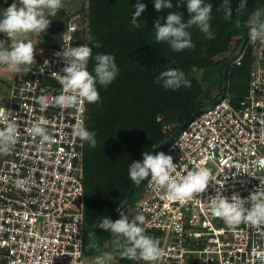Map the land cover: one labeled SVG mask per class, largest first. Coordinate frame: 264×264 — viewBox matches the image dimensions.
<instances>
[{
	"label": "built area",
	"instance_id": "obj_1",
	"mask_svg": "<svg viewBox=\"0 0 264 264\" xmlns=\"http://www.w3.org/2000/svg\"><path fill=\"white\" fill-rule=\"evenodd\" d=\"M67 20L53 35L58 45L34 46L31 69L23 76L15 73L0 95V107L11 110L20 125L14 151L0 155V264H84L86 260L84 142L71 136L78 119L85 123L86 110L81 114L74 108L62 111L49 105L41 112L37 102L40 95L53 98L62 91L54 73L63 75L65 62L56 52L70 40L72 46L85 43L75 17L69 14ZM247 51L252 61L246 94L233 103L225 92L154 153L171 155L182 175L203 162L223 185L210 180L204 192L181 204L164 199L163 190L157 192L149 177L130 206L133 216L145 215V232L154 233L160 242L163 255L157 264H259L255 251L264 250L259 230L243 224L229 229L210 215L206 203L217 190L231 199L234 192L245 198L264 188V167L256 164L264 158V43L248 37L232 66L241 65ZM41 118L52 135L51 155L37 153L38 138L26 132L31 122ZM18 178H30L27 191L16 187ZM250 205L248 201L245 206Z\"/></svg>",
	"mask_w": 264,
	"mask_h": 264
},
{
	"label": "trees",
	"instance_id": "obj_2",
	"mask_svg": "<svg viewBox=\"0 0 264 264\" xmlns=\"http://www.w3.org/2000/svg\"><path fill=\"white\" fill-rule=\"evenodd\" d=\"M83 1L84 6L80 9L86 27L85 43L91 46L87 41V36L91 35L101 45L93 47V56L111 53L120 69L107 88L98 85L101 100L86 103L84 124L96 132L97 140L94 148L87 142L83 146L82 236L83 254L87 258L98 254L95 248L89 247L90 244L98 245L102 251H114L111 233L99 228L97 222L110 216L134 184L128 176L131 161L142 159L144 151L150 152L195 111L221 94L225 63L248 32L244 21L253 10L264 7V0H247L245 10L239 13L240 0H230L231 21L224 19L223 0H206L213 6L211 25L215 38L205 39L198 29L192 28L195 48L179 52L171 50L166 42H157L153 27L156 20L164 23L169 11H180L185 20L189 18L191 13L183 0L179 7L177 0H172V9L160 10L155 9L154 0H140L146 8L138 17L139 28L130 24L137 0ZM11 3L12 0H0L3 7ZM68 17L69 14L59 20L54 34L65 27ZM237 19L241 21L239 28L235 26ZM54 34H45L43 44L58 45ZM251 61L247 51L241 65L230 67L227 91L232 93L230 99L233 103L246 94ZM94 63L90 58V71ZM169 67L183 70L191 81V87L172 91L157 84L155 77ZM196 70L201 74L198 75ZM0 85L7 88V81L0 78ZM213 88L217 92L212 95ZM133 194L114 220L120 217L121 212L128 215L129 220L134 217L130 210L135 199ZM145 233L155 237L152 232ZM113 259V264H131L130 260L118 255Z\"/></svg>",
	"mask_w": 264,
	"mask_h": 264
},
{
	"label": "clouds",
	"instance_id": "obj_3",
	"mask_svg": "<svg viewBox=\"0 0 264 264\" xmlns=\"http://www.w3.org/2000/svg\"><path fill=\"white\" fill-rule=\"evenodd\" d=\"M183 2L186 3L187 11L191 13L189 18L185 20L180 11H169L165 22L156 20L153 27L155 40L166 42L171 50L176 52L195 48L190 31L192 28L198 29L205 39L215 38L211 25L212 4L206 0H183ZM180 3L181 0H177V7ZM229 3L230 0H223L221 4L226 21H231L233 18L231 9L228 7ZM246 6L247 0H240L237 13L243 12ZM154 7L157 10L172 9V0H154ZM62 8H64L63 0H12L7 7H0V33L6 34L9 38L8 40L0 39V70L12 75L18 73L21 76L28 72L35 61L34 45L29 36L45 33L50 25V17H54ZM145 8L146 5L137 0L136 10L132 13L130 20L133 27L141 26L138 17ZM244 24L251 41L264 43V7L256 8L249 13ZM235 26L237 28L241 26L239 19L235 20ZM6 41H10V44L6 45ZM70 41L55 54L65 62L64 74L54 73L62 91L53 98L44 95L37 97L41 112L52 105L59 106L62 111L74 108L83 114L86 103H97L101 100L98 85L107 88L120 72L113 54L96 53L93 56V47L98 48L101 45L94 41L91 35L87 36L91 46L88 43L72 46ZM90 58L95 62L91 71L88 68ZM44 65L48 66L47 60ZM40 70L43 71L44 68ZM155 82L165 90L172 91L191 87V81L179 68L169 67L161 71L155 77ZM45 123L46 121L42 118L35 120L27 127L26 132L32 138H38L35 145L37 153L51 155L50 145L53 139L44 126ZM19 127L12 111L0 107V155H7L14 151L20 139ZM71 136L78 138L82 143L87 142L90 147H96V132L89 130L83 119H78L72 125ZM202 164L203 162L182 175L181 172L176 171L177 164L173 162L171 155L163 151L155 155L144 151L142 159L133 160L129 164L128 176L135 185H140L145 178L150 177L155 190L157 192L163 190L164 199L183 204L192 199L193 194L204 192L210 180L220 184L211 169ZM256 164L264 167V158H258ZM14 183L17 188L27 191L30 178H18ZM248 201H251L250 207L245 206ZM206 203L210 215L220 218L229 229L243 224L248 228L259 230L260 236L264 238V188L259 187L257 191L245 198H241L234 192L231 199L221 195L217 190L216 195ZM145 221L146 217L143 213L136 214L131 220L123 212L116 220L108 217L101 218L97 226L111 233L114 251H102L98 245L90 244L89 247L95 248L98 253L94 257V264H112L114 255L130 261L157 264L163 255V250L158 239L145 233ZM176 228L179 229L180 226L176 225ZM255 258L259 264H264V250H256Z\"/></svg>",
	"mask_w": 264,
	"mask_h": 264
},
{
	"label": "rangeland",
	"instance_id": "obj_4",
	"mask_svg": "<svg viewBox=\"0 0 264 264\" xmlns=\"http://www.w3.org/2000/svg\"><path fill=\"white\" fill-rule=\"evenodd\" d=\"M64 3V8H62L60 11L57 12V14L54 17H50L51 21H50V25L47 28V31L45 33H43L42 35L36 36V35H30L29 39L33 42V45L35 47H39L42 45V43L44 42V35L47 33H52L54 34V28L55 26H59V20L63 19L65 15L71 14V16L75 17V20L78 24V31L79 33H81L83 36H85V23H84V16H83V12H81L80 8H83L84 6V1L83 0H63ZM0 7H3V5L0 4ZM63 10H65L63 12ZM68 22V20H67ZM82 22V23H81ZM82 25H84L83 30H79V26L81 27ZM53 31V32H52ZM0 39H4V40H8L9 38L6 36V34L4 33H0ZM10 44V41H6V45ZM233 45V44H232ZM197 74L200 75L201 71L200 70H196ZM15 73H13L14 75ZM11 73L8 72H4L2 70H0V78L8 81L10 80V78L13 76ZM6 91V87L4 85H0V95H2L4 92ZM217 92V90L215 88H213L211 90V94H215ZM226 92L228 93V95H232V93L226 90ZM141 189L137 190L134 194L133 197L136 199L138 198V196L141 194ZM96 255L93 256H88L85 260L84 264H94V257ZM114 263V259L112 261V264ZM139 264H147V262L145 261H139Z\"/></svg>",
	"mask_w": 264,
	"mask_h": 264
},
{
	"label": "water",
	"instance_id": "obj_5",
	"mask_svg": "<svg viewBox=\"0 0 264 264\" xmlns=\"http://www.w3.org/2000/svg\"><path fill=\"white\" fill-rule=\"evenodd\" d=\"M248 37L249 36H248V32H247L246 35L244 36V38L242 39L241 43L239 44V46L236 48V50H234L230 54L229 59L225 63V66H224V69H223V74H222V91H221V94L215 100L209 102L204 107H202V108L198 109L197 111H195L189 118H187L181 125H179L172 133H170L162 142H160L157 145H155L150 150V152L152 154H154L155 152H157L163 145H165L166 143H168L169 141H171L174 137H176L177 134L192 120V118L194 116H196L199 113H201L207 107H210V106L214 105L216 102H218L221 98L224 97L225 92L227 90V86H228V73L230 71V67L232 65V62H233L234 58L236 57L237 53L241 50V48L243 47V45L246 42V40H247ZM143 181L140 183V185L133 184L131 186V188L128 190V192H127L125 198L123 199V201L110 214V216L108 218L114 220L115 215L128 203L129 198L131 197V195L143 184ZM136 263H137L136 260H131V264H136Z\"/></svg>",
	"mask_w": 264,
	"mask_h": 264
}]
</instances>
